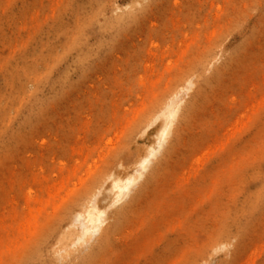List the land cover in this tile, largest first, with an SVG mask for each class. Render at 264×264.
Instances as JSON below:
<instances>
[{
    "label": "rangeland",
    "instance_id": "obj_1",
    "mask_svg": "<svg viewBox=\"0 0 264 264\" xmlns=\"http://www.w3.org/2000/svg\"><path fill=\"white\" fill-rule=\"evenodd\" d=\"M95 1L0 0V264H26L40 239L56 249L66 210L153 142L175 93L180 116L195 102L178 143L120 223L112 214L142 180L110 209L98 264H264V0ZM128 13L78 57L76 26ZM258 192L222 249L219 234Z\"/></svg>",
    "mask_w": 264,
    "mask_h": 264
},
{
    "label": "bare ground",
    "instance_id": "obj_2",
    "mask_svg": "<svg viewBox=\"0 0 264 264\" xmlns=\"http://www.w3.org/2000/svg\"><path fill=\"white\" fill-rule=\"evenodd\" d=\"M96 0L94 4H91L93 9L101 11L100 7L102 2ZM137 4L141 0H136ZM117 10L118 7H113ZM136 7H134L135 9ZM99 12V11H98ZM133 13L111 15L104 19L101 25L95 26V22L91 19L86 24L78 25L74 28V43L75 46L81 44L82 47L78 50V57L80 59L88 58L90 56V48L86 45V39L95 34L99 36L97 40L101 43L106 41L108 35L116 30L117 26L126 21L129 18H133ZM45 64L47 59L44 58ZM32 68L26 70V74H30L39 71V64H34ZM195 104L194 101L190 102L187 107V113L180 116V109L183 106V100L179 99V93H175L166 101H164L158 111L153 117L154 121H160V127L154 136V140L151 144L141 146L137 148L135 152L126 153L120 160L119 167L120 173L109 174L102 179L101 186L98 191L92 194L90 201L87 205H84L82 198L79 197L73 203L72 208L66 210L64 213L66 216L70 215V221L68 223L69 232H62L57 240V246L54 250H48L46 244V238L40 239L35 244V247L29 252V261L26 264H98L102 258V253L106 246L111 245V239L114 236L116 225H109L108 220L110 217V211L124 200L133 188L142 180L140 187L131 195L129 204L125 207L116 210L112 215L115 217V221L119 222L123 220L130 210L131 206L137 202L144 193H146L150 184L156 181L164 168V163L172 154L173 149L178 143L180 137V131L183 127V122L186 120L190 109ZM179 120V124L176 125ZM171 136H174L173 141L168 145L166 152L162 155L161 159L156 160L155 164L148 172L150 165L156 159L157 155L162 151L165 144H168ZM132 169L131 175H125V173ZM147 174V175H146ZM255 196L249 200L248 209L241 208L234 213L228 222L227 226L218 236L222 238V244L220 247L226 251H230L231 245L227 239L231 235V224L241 225L245 220L243 218L248 217L252 211L261 201V193H255ZM104 195V198L108 199L106 205L99 203L98 197ZM251 196V195H250ZM111 209V210H110ZM72 210V211H71ZM70 242H69V240ZM96 240L94 245L85 250L83 249L88 243ZM3 240L0 241V244ZM212 253V247L206 251V255L209 256ZM190 264H197L195 260H192Z\"/></svg>",
    "mask_w": 264,
    "mask_h": 264
}]
</instances>
